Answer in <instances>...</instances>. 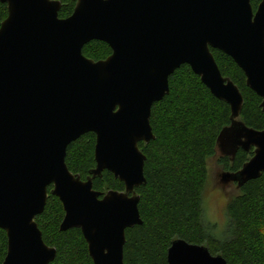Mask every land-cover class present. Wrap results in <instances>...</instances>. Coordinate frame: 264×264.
Returning <instances> with one entry per match:
<instances>
[{
  "label": "water",
  "instance_id": "95a60500",
  "mask_svg": "<svg viewBox=\"0 0 264 264\" xmlns=\"http://www.w3.org/2000/svg\"><path fill=\"white\" fill-rule=\"evenodd\" d=\"M0 229L7 237L1 264H48L35 216L48 193L64 215L59 230L78 228L93 264H124L125 229L142 222L135 188L145 182L139 142L154 138L151 107L169 92V76L186 64L212 95L230 107L216 153L233 158L253 148L221 184L264 172V129L239 119L243 96L223 76L211 48L230 56L264 111V0H76L59 17V0H0ZM100 40L111 53L94 60L84 44ZM95 134V166L85 179L72 173L66 148ZM107 170L123 190L97 191L92 179ZM52 186L48 191V186ZM167 264H227L203 244L172 240Z\"/></svg>",
  "mask_w": 264,
  "mask_h": 264
},
{
  "label": "trees",
  "instance_id": "16d2710c",
  "mask_svg": "<svg viewBox=\"0 0 264 264\" xmlns=\"http://www.w3.org/2000/svg\"><path fill=\"white\" fill-rule=\"evenodd\" d=\"M59 1V17L69 16L76 0ZM258 1L251 0L254 10ZM6 15V4L0 2V23ZM211 51L221 74L230 78L243 96L239 119L249 127L264 129L261 97L246 85L243 71L230 56ZM82 53L98 60L111 49L103 41L91 40L83 45ZM168 82V94L151 107L154 138L138 144L145 155V182L135 188L142 222L125 229L124 264H167V249L176 238L205 245L212 254H221L227 264H264V172L245 182L227 200L223 239L213 235L203 220L208 159L216 154L219 131L230 122L229 105L212 95L186 64L177 68ZM94 143L95 134L87 132L66 148L65 162L81 179L95 166ZM252 154V147L238 149L233 158L219 155L217 162L224 171H236ZM92 187L104 192L123 190L124 184L103 170L100 177L92 179ZM63 215L58 197L48 193L43 212L35 216L44 242L56 249L48 264H93L81 230H59ZM6 245V233L0 229V264Z\"/></svg>",
  "mask_w": 264,
  "mask_h": 264
},
{
  "label": "rangeland",
  "instance_id": "374dc122",
  "mask_svg": "<svg viewBox=\"0 0 264 264\" xmlns=\"http://www.w3.org/2000/svg\"><path fill=\"white\" fill-rule=\"evenodd\" d=\"M219 155L220 153H216L208 159V178L203 191L202 209L203 220L208 226V230L213 233L217 229H221L223 235L227 219L226 203L229 197L237 192L238 188L233 182L221 184L219 174L224 170L217 162ZM222 220L225 221L223 225H221Z\"/></svg>",
  "mask_w": 264,
  "mask_h": 264
},
{
  "label": "clouds",
  "instance_id": "9594fccd",
  "mask_svg": "<svg viewBox=\"0 0 264 264\" xmlns=\"http://www.w3.org/2000/svg\"><path fill=\"white\" fill-rule=\"evenodd\" d=\"M224 222H225V221L222 220V221H221V225H223ZM213 235L217 236V237L220 238V239H223L224 236L226 235V233H224V234L222 235V234H221V229H217V230L213 233Z\"/></svg>",
  "mask_w": 264,
  "mask_h": 264
},
{
  "label": "flooded vegetation",
  "instance_id": "af4514ba",
  "mask_svg": "<svg viewBox=\"0 0 264 264\" xmlns=\"http://www.w3.org/2000/svg\"><path fill=\"white\" fill-rule=\"evenodd\" d=\"M102 59V58H101Z\"/></svg>",
  "mask_w": 264,
  "mask_h": 264
}]
</instances>
